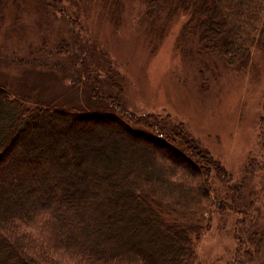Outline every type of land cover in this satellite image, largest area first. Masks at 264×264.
Returning a JSON list of instances; mask_svg holds the SVG:
<instances>
[{
    "label": "trees",
    "instance_id": "1",
    "mask_svg": "<svg viewBox=\"0 0 264 264\" xmlns=\"http://www.w3.org/2000/svg\"><path fill=\"white\" fill-rule=\"evenodd\" d=\"M138 1L152 37L161 18L188 17L177 45L191 63L201 53L233 60L249 51L264 18V0ZM99 2L118 19L122 0ZM63 10L58 0L55 13ZM99 96L95 111L30 107L0 86V264L196 263L205 216L224 206L214 198L212 176L225 180L226 169L179 125L134 115ZM37 158L48 162L43 175ZM39 176L47 180L43 192ZM26 180L34 181L28 190ZM241 186L231 188V210L239 208ZM26 228L41 237L27 236Z\"/></svg>",
    "mask_w": 264,
    "mask_h": 264
},
{
    "label": "rangeland",
    "instance_id": "2",
    "mask_svg": "<svg viewBox=\"0 0 264 264\" xmlns=\"http://www.w3.org/2000/svg\"><path fill=\"white\" fill-rule=\"evenodd\" d=\"M61 1L57 15L58 0H0V86L30 107L95 111L100 94L134 115L179 125L227 171L225 180L212 176L214 198L224 206L205 216L195 264H264V18L249 51L233 60L201 53L191 63L177 45L187 16L161 18L152 37L138 0H122L117 20L99 0ZM41 160L35 167L43 175L48 162ZM39 178L43 192L47 180ZM32 185L26 180L23 188ZM236 185H242L239 208L231 210ZM25 233L41 237L38 229Z\"/></svg>",
    "mask_w": 264,
    "mask_h": 264
}]
</instances>
